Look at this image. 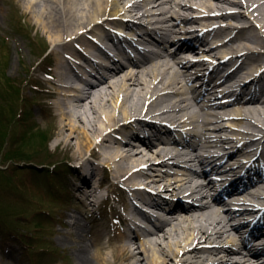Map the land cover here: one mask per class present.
Wrapping results in <instances>:
<instances>
[{
	"label": "bare ground",
	"instance_id": "6f19581e",
	"mask_svg": "<svg viewBox=\"0 0 264 264\" xmlns=\"http://www.w3.org/2000/svg\"><path fill=\"white\" fill-rule=\"evenodd\" d=\"M25 1L26 7L31 10L36 21V26L38 25V30L50 35V43L53 48L54 64L52 69L48 70L52 79L46 82V86L50 89L48 95L52 97L49 105L51 118L52 120L57 119L55 123L57 125L55 130L56 146L63 148L65 152H71L70 159L73 160L76 168L81 169L84 166L83 176L87 178L88 175L93 174L90 165L92 163L88 156L97 149L100 150L97 155L102 159L104 167L107 166V169L111 170V176L114 179L113 181L109 180L112 183L111 187L125 183L126 189L150 190L152 188L162 192L164 189H171L172 186L164 184L167 179L160 174L149 175L147 171L157 168L159 170V166L168 165L171 162L179 165L197 162L201 164L203 159L200 160L196 154L181 153L176 147L156 149L155 145L151 143L148 146L140 147L130 143L112 142L115 145H107L101 150L99 139L105 140L113 132L118 133L116 129L124 128V132L129 134L135 127L134 123L141 120L139 116L142 114H151L168 121L176 120L173 122L174 124L189 126L190 131L188 130V134L185 133V135L196 137L198 141L195 142V147L203 146L211 153L217 152L216 149H225L223 144L229 141L234 143L233 146L238 143L233 138L226 141L227 137L222 136L223 133L229 132L235 137V134L242 135L248 131L252 136L249 138L250 142L254 143L255 147L247 153L244 148L234 150L232 154L236 156L241 154L239 159L243 161H254L253 166L259 165L256 172L261 171L264 154L259 155L258 149L264 143L262 141L264 139V102L257 98L264 94V84L260 82L261 77L259 76L249 77V73L254 71L255 65L253 67L250 64V67L245 68L244 72L241 71L244 76L254 78L253 81L240 82L235 89H226L224 92L225 97H231L238 90L243 91L248 84H251L253 89L247 92V95H251L248 103L242 101L240 97L237 99L240 102L237 106L226 107L225 104H222L218 106L219 109L211 108L208 111L205 110L207 107L197 108L191 97V95L194 96L196 89L192 86L187 87L188 81H190L189 72L196 68L194 67L195 63H200L201 66L195 76L190 78L191 81L203 82L200 89L204 86L210 98L216 95L217 88L209 84V79L205 81L208 78L207 75H204V81L201 79L203 76L200 75V72L207 65V61L203 58L199 62H195L194 57L188 55L189 51L184 50L187 43L182 41V38L186 36L189 37L190 42L199 41L201 37L197 36L196 28H191L197 24L206 26L218 23L217 25L226 28L217 33L219 37L228 36L236 30L242 35L249 32L253 36L252 40L242 38L238 41L236 39L231 43L232 45H226L232 46L230 50L240 49V54H244L239 57L237 62L239 68L243 66L239 64L240 61L242 63L251 60L254 61L253 63L262 62L261 58L264 57V54L256 51L264 50V41L261 43L259 38L261 34L264 35V0H245V2L243 0ZM239 6L245 9V13L232 14L231 12L236 11ZM197 11L210 16L215 12L216 15L212 19L209 16L197 19L188 15ZM117 16L137 18L142 24L141 30H147V24L152 25L154 30L148 29L150 34L154 32L161 36L160 42L155 40V37L154 41H157L161 46L164 45V48L176 47V52L166 55L163 51L151 49L153 50L152 55L147 53L143 63H138L131 68H124L123 62L119 66L116 65L118 70L104 68L106 71L109 70L108 74L112 73L108 80L101 67H96L98 74L93 73L92 77L96 82L100 78L103 81H100L98 85H91L84 81L81 73H77V70L81 71L79 68L74 69L75 66L64 59L65 52L79 64L82 63L80 60L83 61V58L92 62L90 58L98 53L94 43L87 38V34L102 31L103 26L114 22ZM101 34L105 35L103 32L95 34L97 40L103 38ZM233 38L235 39V35ZM104 40H106L105 36ZM110 42L113 47H116L117 44L114 41L110 40ZM234 43L237 45L235 46ZM202 46L205 45L202 44ZM193 49L198 51L195 46ZM194 51L192 52L194 53ZM213 52L214 49L208 50V53L202 51L212 60L215 58ZM102 54L109 58L103 50ZM83 63L87 65L84 61ZM259 65L260 63L256 67ZM238 67L237 69H239ZM215 74L216 69L214 68L210 78ZM235 76L238 81L243 78L241 73H237ZM241 93L243 92L238 95ZM161 118L159 119L162 120ZM165 130L172 132L170 128ZM153 133L155 132H150V135L142 133L143 135L139 136L150 138L156 136ZM156 134L164 135L162 130L156 131ZM71 137H74L75 140ZM106 141L109 142V140ZM151 142L155 143L153 140ZM246 142L248 145V141ZM246 145L243 144V147ZM221 152L225 153L222 150ZM250 153L254 154V157L252 155L249 157ZM219 161L221 158H215L212 163L215 164ZM237 163L227 167V172H236L241 166V163ZM244 164L247 162L242 164L243 167ZM93 168L95 167L93 166ZM252 170L253 167H249L246 173ZM77 173L79 174V172ZM239 174L242 175V170L239 171ZM176 183L177 186L172 188V194L185 189L183 194L189 191L198 198L205 199L204 204L193 210L194 212L185 214L180 212L179 216L173 220L169 218L175 216L177 212L169 213L168 216L160 215L161 227L155 229L153 233L149 232L146 238H142L140 241L138 236L133 239L127 237V234L122 230L119 235L115 234L114 239L112 238L108 242L103 241V233L94 232L93 236L90 235L91 239H88L90 243H86L87 228L82 223L76 222L74 226L78 229L77 241H79H75V245H78V248L75 249L76 264H264L263 246L257 247L259 249L256 250H248L246 255L241 252V246L245 245L246 247L247 243L244 244V241L234 234L238 232V229L234 226L233 216L235 215L232 214L231 209L229 210L231 212L226 213L219 208L220 203H217L216 199H213L215 203L207 200L208 197L205 194L216 190L215 184L209 182L208 185H203L199 183L197 177L189 174H186L184 178H177ZM95 184L96 182L86 188L78 186V189L86 191L85 200L87 199V203H89L86 207L89 210L97 205L102 198L97 195L101 185L96 186ZM234 184L236 183L234 182ZM262 195H264V191L258 189L251 196L240 197V202L248 204H252L256 197H262L259 204L252 205L253 208L247 206L250 210L248 214L259 212V206L264 203ZM212 198H214L213 195ZM178 208H183V206L177 203L173 210ZM133 230L142 231V229ZM232 231L234 232L232 233ZM259 241L261 242V240ZM202 243H204L203 246H201ZM215 243L218 245L211 247L205 245Z\"/></svg>",
	"mask_w": 264,
	"mask_h": 264
},
{
	"label": "rangeland",
	"instance_id": "374dc122",
	"mask_svg": "<svg viewBox=\"0 0 264 264\" xmlns=\"http://www.w3.org/2000/svg\"><path fill=\"white\" fill-rule=\"evenodd\" d=\"M49 36L38 30L25 0H0V264H76L74 224L85 225V241L90 243L94 232H107L105 226L112 230V219L122 207L118 190L109 191L110 198H104L99 210L80 202L86 197L78 186L86 188L103 175L108 181L112 176L93 165L95 174L86 181L84 170L71 166V152L56 146L52 98L44 97L42 105L43 91L33 92L29 86L34 80L42 84L43 72L54 62L50 56L41 64L52 53ZM106 145L110 143L102 148ZM99 152L88 156L91 163ZM167 178L164 184L176 180ZM101 194L105 197L106 192Z\"/></svg>",
	"mask_w": 264,
	"mask_h": 264
},
{
	"label": "trees",
	"instance_id": "16d2710c",
	"mask_svg": "<svg viewBox=\"0 0 264 264\" xmlns=\"http://www.w3.org/2000/svg\"><path fill=\"white\" fill-rule=\"evenodd\" d=\"M1 132H2V130H1Z\"/></svg>",
	"mask_w": 264,
	"mask_h": 264
}]
</instances>
